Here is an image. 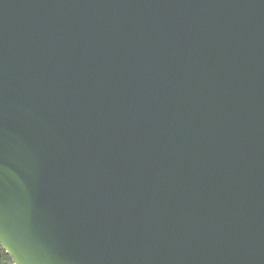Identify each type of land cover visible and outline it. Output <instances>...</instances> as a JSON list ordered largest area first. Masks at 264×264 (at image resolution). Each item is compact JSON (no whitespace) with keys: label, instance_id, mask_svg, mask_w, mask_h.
<instances>
[{"label":"water","instance_id":"water-1","mask_svg":"<svg viewBox=\"0 0 264 264\" xmlns=\"http://www.w3.org/2000/svg\"><path fill=\"white\" fill-rule=\"evenodd\" d=\"M0 244L264 264V0H0Z\"/></svg>","mask_w":264,"mask_h":264},{"label":"trees","instance_id":"trees-1","mask_svg":"<svg viewBox=\"0 0 264 264\" xmlns=\"http://www.w3.org/2000/svg\"><path fill=\"white\" fill-rule=\"evenodd\" d=\"M0 264H14L9 253L0 244Z\"/></svg>","mask_w":264,"mask_h":264}]
</instances>
